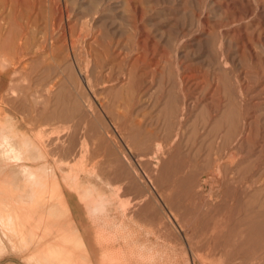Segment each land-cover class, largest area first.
<instances>
[{"label":"rangeland","instance_id":"obj_1","mask_svg":"<svg viewBox=\"0 0 264 264\" xmlns=\"http://www.w3.org/2000/svg\"><path fill=\"white\" fill-rule=\"evenodd\" d=\"M5 141L93 264H264V0H0Z\"/></svg>","mask_w":264,"mask_h":264},{"label":"bare ground","instance_id":"obj_2","mask_svg":"<svg viewBox=\"0 0 264 264\" xmlns=\"http://www.w3.org/2000/svg\"><path fill=\"white\" fill-rule=\"evenodd\" d=\"M15 146L13 141L0 144V155L10 162L8 165L24 171L21 181L9 174L10 169L0 177V199L7 198L5 203L0 200V264H92L86 251L82 253L85 243L76 228L58 227L52 234L32 220L40 213L63 218L67 213L66 197L58 182L56 185H42L37 175L19 165L20 159L27 155ZM8 165L3 167V172ZM40 228L44 230L39 235ZM96 241L97 245L103 246L102 239ZM71 253L77 256L74 260ZM101 261L104 263L103 257Z\"/></svg>","mask_w":264,"mask_h":264},{"label":"crops","instance_id":"obj_3","mask_svg":"<svg viewBox=\"0 0 264 264\" xmlns=\"http://www.w3.org/2000/svg\"><path fill=\"white\" fill-rule=\"evenodd\" d=\"M16 145V144H15ZM16 147V146H15ZM16 149H18V147H16ZM18 151L20 152H22V150H21V148H19L18 149ZM23 153V152H22ZM28 157V156H27ZM29 158V157H28ZM8 163L9 162H6L5 161V165L7 166L8 165ZM17 167V166H13V165H11V166H9L8 165V167L7 168H5V171H6V169L8 170V169H10V171H11V173H9L8 171H6L5 173H9L10 175H12V177H14V178H17V179H19L20 181L22 180V176H23V174H22V170H20L19 168H17V169H15V168ZM15 169V170H11V169ZM20 170V171H19ZM33 173H35V172H37V171H32ZM16 176V177H15ZM67 199H66V205H65V208L67 209V213L65 214V216H63V218L61 217V218H59V217H54V216H52V215H46V214H42V213H40L39 215H37V217H35V218H33L32 220H35L37 223H38V225L39 226H44V228H46L50 233H55V231L57 230V228L58 227H61V228H63V227H66V228H68L69 226H71L72 228H76L77 229V231H79L78 230V228H77V222H78V218H75V214H74V212L72 211V215H73V220H68L67 219V216L66 215H68V204H67ZM60 219H62V220H60ZM65 220V221H64ZM75 222V223H74ZM76 224V225H75ZM45 229V230H46ZM33 230H34V228H33ZM42 230H44V229H42V228H40L38 231H37V233L40 235L41 233H42ZM81 236V235H80ZM84 241V240H83ZM98 241H100V239H98ZM85 243V242H84ZM91 246H92V243H91ZM102 247V246H101ZM85 251H86V254H87V257L89 258V260L90 261H92L91 260V251H90V249H87V246H86V243H85ZM74 255H72V253H71V259L72 260H74V257H73ZM73 257V258H72ZM92 263V262H91ZM103 262L101 261L100 262V264H102ZM93 264V263H92ZM103 264H105V262L103 263Z\"/></svg>","mask_w":264,"mask_h":264}]
</instances>
